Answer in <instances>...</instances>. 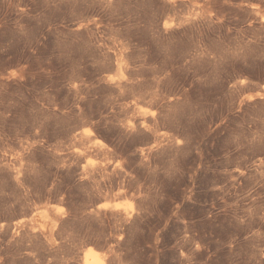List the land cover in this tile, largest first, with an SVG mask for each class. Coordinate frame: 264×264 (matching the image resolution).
I'll list each match as a JSON object with an SVG mask.
<instances>
[{
  "label": "rangeland",
  "instance_id": "rangeland-1",
  "mask_svg": "<svg viewBox=\"0 0 264 264\" xmlns=\"http://www.w3.org/2000/svg\"><path fill=\"white\" fill-rule=\"evenodd\" d=\"M88 263L264 264V0H0V264Z\"/></svg>",
  "mask_w": 264,
  "mask_h": 264
},
{
  "label": "bare ground",
  "instance_id": "bare-ground-1",
  "mask_svg": "<svg viewBox=\"0 0 264 264\" xmlns=\"http://www.w3.org/2000/svg\"><path fill=\"white\" fill-rule=\"evenodd\" d=\"M108 206V205H107ZM105 204H104V207H107ZM87 251L90 253V254H95L96 250L94 247L90 246L88 247ZM90 264V263H88Z\"/></svg>",
  "mask_w": 264,
  "mask_h": 264
}]
</instances>
